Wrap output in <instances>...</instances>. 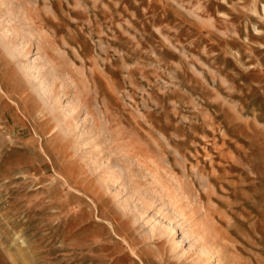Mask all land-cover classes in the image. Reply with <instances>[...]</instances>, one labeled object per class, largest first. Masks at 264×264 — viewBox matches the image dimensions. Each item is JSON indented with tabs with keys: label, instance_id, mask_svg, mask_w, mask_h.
<instances>
[{
	"label": "rangeland",
	"instance_id": "rangeland-1",
	"mask_svg": "<svg viewBox=\"0 0 264 264\" xmlns=\"http://www.w3.org/2000/svg\"><path fill=\"white\" fill-rule=\"evenodd\" d=\"M0 264H264V0H0Z\"/></svg>",
	"mask_w": 264,
	"mask_h": 264
}]
</instances>
